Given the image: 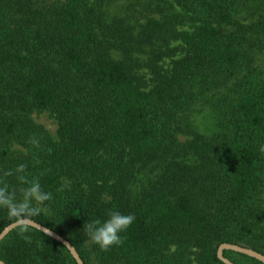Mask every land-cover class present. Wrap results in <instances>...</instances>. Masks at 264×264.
<instances>
[{"label":"trees","instance_id":"1","mask_svg":"<svg viewBox=\"0 0 264 264\" xmlns=\"http://www.w3.org/2000/svg\"><path fill=\"white\" fill-rule=\"evenodd\" d=\"M110 1L0 0V183L24 187L21 164L27 180L39 179L53 199L33 220L69 240L85 264H225L222 243L264 254V205L256 199L264 78L242 77L264 44V14L244 23L235 16L245 0H176L182 11L149 17L136 31L123 19L104 20ZM138 55L147 56L150 84L135 73ZM233 79L237 90L217 105L225 134L213 140L188 114ZM44 110L58 120V140L33 120ZM14 141L26 150L13 154ZM149 166L156 176L131 197V182ZM112 210L135 219L120 244L102 249L83 225ZM11 223L0 209V233ZM0 259L77 264L64 244L32 227L11 232Z\"/></svg>","mask_w":264,"mask_h":264},{"label":"rangeland","instance_id":"2","mask_svg":"<svg viewBox=\"0 0 264 264\" xmlns=\"http://www.w3.org/2000/svg\"><path fill=\"white\" fill-rule=\"evenodd\" d=\"M182 11L176 0H112L103 8V18L107 23L113 22L115 19H123L128 24L133 25L138 31V24L146 22L149 17H156L163 20L172 12ZM264 14V0H245L239 6L235 18L244 23L256 21L260 15ZM181 29H190L189 24L181 26ZM177 48V54L182 53V44L179 41L172 42ZM255 59L247 72H251L253 76L264 78V44L254 48ZM116 57L120 55L114 53ZM147 56H136L135 73L143 78L148 84L151 83V71L145 65ZM173 58L164 59V64H169ZM239 86V81L231 80L227 87L212 89L205 93L202 98L195 103L190 112L189 118L193 121L200 133L212 138L213 140L221 139L225 134V126L221 115L217 110L218 101L223 97L232 96ZM33 120L38 126L43 127L47 133L55 140H58L57 130L59 127L58 120L51 110L36 111L32 114ZM13 154L17 155L20 151L26 150L18 141L11 143ZM158 170L156 167L140 168L137 177L131 182L129 190L131 197L141 195L149 185L150 179L155 177ZM257 201L264 205V180L260 182L256 191Z\"/></svg>","mask_w":264,"mask_h":264},{"label":"clouds","instance_id":"3","mask_svg":"<svg viewBox=\"0 0 264 264\" xmlns=\"http://www.w3.org/2000/svg\"><path fill=\"white\" fill-rule=\"evenodd\" d=\"M18 178L25 186L11 188L7 183H0V209L6 210L10 219L21 233L30 230L33 218L48 212V202L53 199L52 193L45 191L39 179L27 180L22 173L24 165L17 168ZM135 217L112 210L104 220L93 219L83 225L90 240L102 249H108L122 242L121 234L132 224Z\"/></svg>","mask_w":264,"mask_h":264},{"label":"water","instance_id":"4","mask_svg":"<svg viewBox=\"0 0 264 264\" xmlns=\"http://www.w3.org/2000/svg\"><path fill=\"white\" fill-rule=\"evenodd\" d=\"M32 228L39 230L40 232L46 234L47 236L51 237L52 239L64 244L68 250L70 251L71 255L73 256V258L76 260L77 264H85V262L83 261V259L81 258L79 252L77 251V249L72 245V243L67 240L66 238H64L63 236H61L59 233H57L56 231L42 225L41 223H38L36 221L33 220L32 223ZM17 225L13 222L11 224H9L8 226H6L4 228V230L0 233V244L1 242L11 233L13 232L15 229H17ZM225 250H231V251H235L241 254H245L251 258H254L262 263H264V254L254 250L252 248L246 247V246H242L239 244H231V243H222L218 249V257L225 263V264H236L235 262H233L231 259L227 258L224 255V251ZM0 264H7L5 261L0 259Z\"/></svg>","mask_w":264,"mask_h":264}]
</instances>
